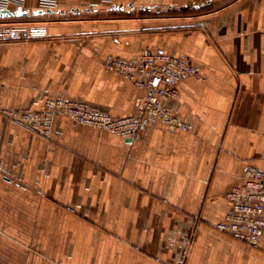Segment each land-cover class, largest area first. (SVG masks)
<instances>
[{"label":"crops","instance_id":"0c3cea01","mask_svg":"<svg viewBox=\"0 0 264 264\" xmlns=\"http://www.w3.org/2000/svg\"><path fill=\"white\" fill-rule=\"evenodd\" d=\"M98 1L22 0L43 35L0 43V264H264V231L215 228L245 168L264 169V0ZM142 50L197 69L161 97L189 131L147 116L128 139L56 112L42 134L5 113L64 98L133 116L145 91L106 65Z\"/></svg>","mask_w":264,"mask_h":264},{"label":"built area","instance_id":"2783aa9c","mask_svg":"<svg viewBox=\"0 0 264 264\" xmlns=\"http://www.w3.org/2000/svg\"><path fill=\"white\" fill-rule=\"evenodd\" d=\"M96 5L111 7V0H99ZM22 0H0V10L17 12ZM60 8V0H39L38 11L55 12ZM43 35L41 28L33 26L25 18L0 19V43H11ZM106 68L124 76L138 90L145 94L136 98V113L133 116L114 118L100 115L90 110L87 103L71 99H53L34 115H18L5 112L11 119L20 120L26 126L48 134L50 122L56 112H62L80 125L101 131L115 133L123 138H135L147 116L160 119L173 131H189L191 126L173 116L162 102L161 97L175 98V85L189 77H198L197 69L178 57L164 52L142 50L133 63L110 61ZM231 211L225 220L215 225L216 230L248 245H257L264 231V169L247 166L244 183L233 187L227 193Z\"/></svg>","mask_w":264,"mask_h":264},{"label":"water","instance_id":"95a60500","mask_svg":"<svg viewBox=\"0 0 264 264\" xmlns=\"http://www.w3.org/2000/svg\"><path fill=\"white\" fill-rule=\"evenodd\" d=\"M44 12L42 11H34L32 14L33 15H42ZM47 13H50V11H47ZM27 16L28 13L27 12H23V13H20V12H15V11H9V10H6V9H1L0 10V19H9V18H13V17H16V16Z\"/></svg>","mask_w":264,"mask_h":264},{"label":"rangeland","instance_id":"374dc122","mask_svg":"<svg viewBox=\"0 0 264 264\" xmlns=\"http://www.w3.org/2000/svg\"><path fill=\"white\" fill-rule=\"evenodd\" d=\"M128 10H134V8H132V9H129V8H128ZM137 11H139V9H138Z\"/></svg>","mask_w":264,"mask_h":264},{"label":"trees","instance_id":"16d2710c","mask_svg":"<svg viewBox=\"0 0 264 264\" xmlns=\"http://www.w3.org/2000/svg\"><path fill=\"white\" fill-rule=\"evenodd\" d=\"M124 14H127V13H124ZM117 15V14H116ZM21 16V15H20ZM30 16L28 15V17H26V18H29Z\"/></svg>","mask_w":264,"mask_h":264}]
</instances>
